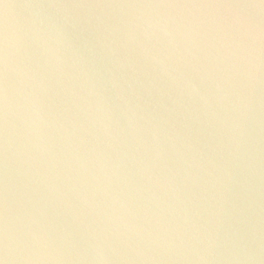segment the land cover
<instances>
[{
  "label": "water",
  "instance_id": "95a60500",
  "mask_svg": "<svg viewBox=\"0 0 264 264\" xmlns=\"http://www.w3.org/2000/svg\"><path fill=\"white\" fill-rule=\"evenodd\" d=\"M3 264H264V0H0Z\"/></svg>",
  "mask_w": 264,
  "mask_h": 264
},
{
  "label": "snow or ice",
  "instance_id": "6c2138e0",
  "mask_svg": "<svg viewBox=\"0 0 264 264\" xmlns=\"http://www.w3.org/2000/svg\"><path fill=\"white\" fill-rule=\"evenodd\" d=\"M0 264H3V261L2 260H0Z\"/></svg>",
  "mask_w": 264,
  "mask_h": 264
}]
</instances>
